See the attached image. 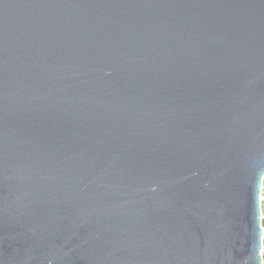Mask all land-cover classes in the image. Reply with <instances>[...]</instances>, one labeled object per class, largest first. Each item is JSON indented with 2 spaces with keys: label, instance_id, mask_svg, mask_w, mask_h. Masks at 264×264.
I'll return each instance as SVG.
<instances>
[{
  "label": "water",
  "instance_id": "1",
  "mask_svg": "<svg viewBox=\"0 0 264 264\" xmlns=\"http://www.w3.org/2000/svg\"><path fill=\"white\" fill-rule=\"evenodd\" d=\"M264 0H0V264H259Z\"/></svg>",
  "mask_w": 264,
  "mask_h": 264
},
{
  "label": "rangeland",
  "instance_id": "2",
  "mask_svg": "<svg viewBox=\"0 0 264 264\" xmlns=\"http://www.w3.org/2000/svg\"><path fill=\"white\" fill-rule=\"evenodd\" d=\"M261 186H260V191H259V206L261 209V215L263 208H264V175L262 176V182H261ZM261 226H262V219H261ZM262 230L263 233L261 234V238H262V243H261V248L259 249V254L261 255V259H260V263L259 264H264V227L262 226Z\"/></svg>",
  "mask_w": 264,
  "mask_h": 264
},
{
  "label": "trees",
  "instance_id": "3",
  "mask_svg": "<svg viewBox=\"0 0 264 264\" xmlns=\"http://www.w3.org/2000/svg\"><path fill=\"white\" fill-rule=\"evenodd\" d=\"M262 214H263V216H262V226L264 227V208H263ZM263 244H264V241H263Z\"/></svg>",
  "mask_w": 264,
  "mask_h": 264
},
{
  "label": "bare ground",
  "instance_id": "4",
  "mask_svg": "<svg viewBox=\"0 0 264 264\" xmlns=\"http://www.w3.org/2000/svg\"><path fill=\"white\" fill-rule=\"evenodd\" d=\"M262 184V183H261Z\"/></svg>",
  "mask_w": 264,
  "mask_h": 264
}]
</instances>
